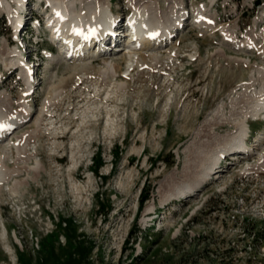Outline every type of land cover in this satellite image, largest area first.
<instances>
[{"label":"rangeland","instance_id":"rangeland-1","mask_svg":"<svg viewBox=\"0 0 264 264\" xmlns=\"http://www.w3.org/2000/svg\"><path fill=\"white\" fill-rule=\"evenodd\" d=\"M8 1L0 0V107L23 112L27 101L35 112L0 151L20 136L35 154L16 161L13 148L5 160L11 169L27 166L14 175L22 181L16 194L8 184L0 190V264H264V165L248 169L264 153L263 121L248 118L246 142L257 149L247 158L226 154L215 167L222 173L176 195L202 176L219 139L237 130L228 117L247 112L261 88L264 0H183L184 25L166 46L134 52L132 73L123 42L111 37L88 73L75 71L82 62L65 58L52 37L50 1ZM179 1L159 0V10L171 13ZM68 2L76 12L90 4ZM111 8L120 29L130 1L111 0ZM15 10L32 27L24 42L13 39ZM13 49L21 65H9ZM111 61L119 72L105 80L100 68ZM220 106L225 115L211 128L205 121ZM36 160L38 174L28 169ZM142 192L150 198L141 206Z\"/></svg>","mask_w":264,"mask_h":264},{"label":"bare ground","instance_id":"bare-ground-1","mask_svg":"<svg viewBox=\"0 0 264 264\" xmlns=\"http://www.w3.org/2000/svg\"><path fill=\"white\" fill-rule=\"evenodd\" d=\"M1 1L2 4L6 3L8 7L11 6V3L8 0H1ZM15 1L19 5H23V2L25 0H15ZM49 1L53 9L52 15L49 18V26L53 34L52 37L55 41L56 40L60 41L59 48L61 49V51L63 50L64 53L75 50L73 52L74 55L68 59V60L71 59L74 61L82 62L81 65L74 67L75 71H77L78 69L84 71L85 67L88 66V64H90V61L93 60V58L107 54L108 53L107 51H102L100 44L103 43L104 40L111 37L114 39L116 38L117 40H121L123 42L124 45L123 49L127 50L126 52L127 71H130V73H132L134 71V67H133L134 60L132 55L134 52L137 53V51L139 50L142 52L143 51L154 52L157 48H162V46H166L168 40L172 39V34L174 33L175 28L178 29L182 25H184L183 17L185 14V10L183 8V0H180L179 4L173 5V9L171 10V13L162 12L161 10H159V5H160L159 0H129L132 14H130L127 17L126 22L129 21L131 27L129 26L127 28L124 37L121 35V32H118L119 29L117 26L116 15L113 13V10L111 8V0H90V4L87 5L85 12H83V10L80 12L77 10L78 12H76L75 7L71 6L68 0H49ZM72 2L73 4L75 3L74 0H72ZM178 9H180V12L178 11L179 13L177 15V18L175 19V23L173 24L171 23L170 18ZM10 12H13V14H11L10 16L12 17V20L17 18L19 12V16H20L19 22H20L22 17L20 11L17 12L15 10ZM206 18L207 16L204 14L203 10H199L195 20L199 24H203L204 22H206ZM111 30L113 31L111 32ZM79 31L82 32V34H80ZM96 31H101V32H96ZM223 31H224V35L226 36L224 29ZM114 35H116V37ZM229 39L232 38L229 37ZM251 43L249 42L244 47H247L249 48L248 50H250L251 47L253 46ZM11 52H12L11 55H13L14 58L11 60V63H9V65H14L19 63L21 65L20 58L22 56V53L17 49H13L11 50ZM77 52H79V54ZM222 52L226 53V51H222ZM52 57L55 58V55L52 54L51 58ZM154 60L159 61L158 57H155ZM53 66L54 65H52L51 67ZM256 70H257L258 79L261 81V88L255 87L256 89L253 90V93H251V98L255 99V101L253 102V104L249 105L247 112L232 113V115L227 119V121L229 122L232 120L234 121V124L238 126L237 130L231 132L227 137L219 139L222 140L221 141L222 145L217 146L216 147L217 150L212 151L209 158L206 160L203 168L202 176L193 185L180 187L179 192L176 195L180 196V195H186L187 193L190 194L194 193L195 191H198L200 189V187L203 185L202 183H205L211 174H215V173L219 174V172H221L222 170L221 171L217 170L215 168L216 164L219 162L221 158L225 157L226 154L234 153L235 154L234 159L237 158L239 159L241 157L245 159L252 153V150L256 148L253 146L250 147V145L246 142L247 137L249 136L250 133V123L248 118L251 116L254 117V119H257L260 115H262V118L264 119V67L260 66ZM118 72L119 71L116 67V64L113 61L106 62L105 66L100 68L101 76H103L105 80L109 78H114L115 76L118 75ZM83 73H88V72L84 71ZM24 76L27 77L26 78L27 81L30 80L28 73L24 74ZM31 85L32 83L30 82L29 86ZM117 87L118 89L124 90L125 83L120 82L117 85ZM0 106L2 105L0 104ZM23 107H24L23 112H18V111L14 112L11 111V109L4 110L3 108L0 107V142L8 138L10 135H12L13 132L18 128V126L28 121L30 116L33 115V113L35 112V111L33 112L34 110L33 106L27 101L26 103L25 101L23 102ZM224 107L225 106H220L216 110V112L214 111L213 116L207 119L205 121V124L211 126V128H214L212 127V125L219 124V122L222 121V119L220 118H223V116L225 115ZM40 121H41V116H38L36 120V123L38 125L37 129L40 126ZM11 126L13 127L12 130H11ZM4 130L6 131L4 132ZM213 133L214 132L210 131L209 134L213 135L214 136L213 139H215V136L217 135L216 134L214 135ZM257 141L260 142L264 141V133L263 135L258 137ZM259 144L260 143H257L256 145ZM13 148H15L18 151L16 161L22 159V161H26L28 163V160H31L32 156L35 154V152L30 151L31 149L29 150L26 149L27 148L26 145L24 146L21 145L20 136H16V140H11L9 147L5 146L1 149L0 190L4 189L3 186L5 184L6 185L8 184L9 190L13 192L11 193L12 195L18 192L19 184H21L22 182L19 179L14 178L15 177L14 175L21 172V169L24 168V166H27L22 164L21 169L20 168L11 169L7 165H5V160L7 159L8 156H10V153H12ZM232 150H235V152H232ZM263 158H264V153L262 152L260 162L255 165H251L252 167L248 169H254L255 167H263L264 165ZM220 161H222V159ZM75 164L76 163H74V165ZM28 169L38 174L39 171L41 170L40 162L36 160L34 165L32 166L28 165ZM151 208H154V206ZM4 229L7 230L6 227ZM2 238L7 239L8 236L5 235L4 233ZM5 245L11 252L12 248L10 244H5Z\"/></svg>","mask_w":264,"mask_h":264},{"label":"trees","instance_id":"trees-1","mask_svg":"<svg viewBox=\"0 0 264 264\" xmlns=\"http://www.w3.org/2000/svg\"><path fill=\"white\" fill-rule=\"evenodd\" d=\"M150 198V194L144 193L142 192V197H141V206ZM138 226L135 227L134 232L132 233V235L129 237V241L131 239H133L134 237H138Z\"/></svg>","mask_w":264,"mask_h":264},{"label":"built area","instance_id":"built-area-1","mask_svg":"<svg viewBox=\"0 0 264 264\" xmlns=\"http://www.w3.org/2000/svg\"><path fill=\"white\" fill-rule=\"evenodd\" d=\"M30 30L32 31V27L27 28V29H25V31H24V32H25V36H24V37H25V39H24L25 41H26V39H27L28 31H30ZM29 44H30V43H29Z\"/></svg>","mask_w":264,"mask_h":264},{"label":"water","instance_id":"water-1","mask_svg":"<svg viewBox=\"0 0 264 264\" xmlns=\"http://www.w3.org/2000/svg\"><path fill=\"white\" fill-rule=\"evenodd\" d=\"M257 4L259 5L260 4V1H258Z\"/></svg>","mask_w":264,"mask_h":264}]
</instances>
